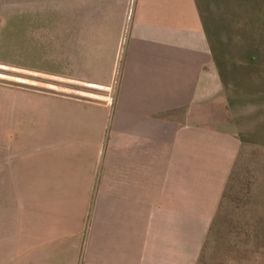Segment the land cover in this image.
I'll use <instances>...</instances> for the list:
<instances>
[{
    "label": "crops",
    "instance_id": "1",
    "mask_svg": "<svg viewBox=\"0 0 264 264\" xmlns=\"http://www.w3.org/2000/svg\"><path fill=\"white\" fill-rule=\"evenodd\" d=\"M3 42L10 68L116 88L7 90L0 264H198L264 150V0H0Z\"/></svg>",
    "mask_w": 264,
    "mask_h": 264
},
{
    "label": "rangeland",
    "instance_id": "2",
    "mask_svg": "<svg viewBox=\"0 0 264 264\" xmlns=\"http://www.w3.org/2000/svg\"><path fill=\"white\" fill-rule=\"evenodd\" d=\"M5 46V42L0 43L3 52L0 54L5 55ZM115 88L113 85L106 91L83 83L57 81L54 77L10 68L6 58H0V105L3 111L9 89L52 93H60L63 89L73 96L99 100L108 94L113 99ZM6 127V123L0 124V130ZM1 153L6 152L0 148ZM239 155L198 264H264V150L245 146ZM6 160L5 156L0 163Z\"/></svg>",
    "mask_w": 264,
    "mask_h": 264
},
{
    "label": "bare ground",
    "instance_id": "3",
    "mask_svg": "<svg viewBox=\"0 0 264 264\" xmlns=\"http://www.w3.org/2000/svg\"><path fill=\"white\" fill-rule=\"evenodd\" d=\"M88 86V85H87ZM98 87V86H97ZM100 87V86H99Z\"/></svg>",
    "mask_w": 264,
    "mask_h": 264
}]
</instances>
